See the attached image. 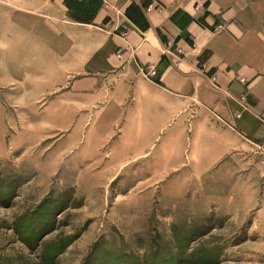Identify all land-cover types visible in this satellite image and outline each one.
<instances>
[{
    "label": "rangeland",
    "instance_id": "obj_1",
    "mask_svg": "<svg viewBox=\"0 0 264 264\" xmlns=\"http://www.w3.org/2000/svg\"><path fill=\"white\" fill-rule=\"evenodd\" d=\"M55 3L75 20L96 6ZM1 20L0 264H264V139L241 135L243 154L207 171L217 153L181 158L182 135H105L119 109L85 91L80 110L95 80L65 75L62 43L38 53L50 28L17 40Z\"/></svg>",
    "mask_w": 264,
    "mask_h": 264
},
{
    "label": "crops",
    "instance_id": "obj_2",
    "mask_svg": "<svg viewBox=\"0 0 264 264\" xmlns=\"http://www.w3.org/2000/svg\"><path fill=\"white\" fill-rule=\"evenodd\" d=\"M14 1L12 10L0 5L3 27L18 29L19 40L20 29L47 25V39L37 30L32 40L38 53L49 60L62 43L65 75L95 80L79 91L80 110L95 104L85 91L101 93L96 107L114 101L120 126L105 135H182L181 158L202 145L208 159L217 153L207 171L243 154L241 135L264 139V0H95L85 20L57 0Z\"/></svg>",
    "mask_w": 264,
    "mask_h": 264
},
{
    "label": "built area",
    "instance_id": "obj_3",
    "mask_svg": "<svg viewBox=\"0 0 264 264\" xmlns=\"http://www.w3.org/2000/svg\"><path fill=\"white\" fill-rule=\"evenodd\" d=\"M160 7H161V5H160L158 2H156V3H154V4H150L147 8H148V10H149V9H151V8H154V9H160ZM262 122H263V124H264V120H262Z\"/></svg>",
    "mask_w": 264,
    "mask_h": 264
},
{
    "label": "bare ground",
    "instance_id": "obj_4",
    "mask_svg": "<svg viewBox=\"0 0 264 264\" xmlns=\"http://www.w3.org/2000/svg\"><path fill=\"white\" fill-rule=\"evenodd\" d=\"M190 168H191V166H190Z\"/></svg>",
    "mask_w": 264,
    "mask_h": 264
}]
</instances>
